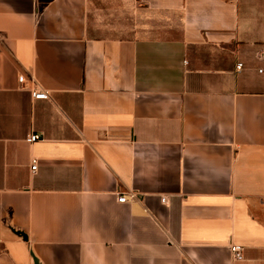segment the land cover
Returning a JSON list of instances; mask_svg holds the SVG:
<instances>
[{
    "label": "crops",
    "instance_id": "1",
    "mask_svg": "<svg viewBox=\"0 0 264 264\" xmlns=\"http://www.w3.org/2000/svg\"><path fill=\"white\" fill-rule=\"evenodd\" d=\"M0 264H264V0H0Z\"/></svg>",
    "mask_w": 264,
    "mask_h": 264
},
{
    "label": "built area",
    "instance_id": "2",
    "mask_svg": "<svg viewBox=\"0 0 264 264\" xmlns=\"http://www.w3.org/2000/svg\"><path fill=\"white\" fill-rule=\"evenodd\" d=\"M242 67V63L241 62H238L235 66L236 70H240ZM23 79L22 76H19L18 77V80L21 82ZM32 96L34 98H47L48 97V92L45 91V90H39V89H34L32 90ZM40 138V135L37 134V133H32L28 136L27 138V141L28 142H34L36 140H38ZM30 170L32 173H35V171L37 170V161L36 159H32L30 164ZM136 197V195L134 193H132L130 195V197H128L125 193H121V194H118V197H117V201L119 202H125V201H128L130 199H134ZM162 201L164 202L165 201V198H162ZM229 250L231 252V255H232V258L234 260H241L243 259V247L239 244H235V243H232L229 245Z\"/></svg>",
    "mask_w": 264,
    "mask_h": 264
},
{
    "label": "water",
    "instance_id": "3",
    "mask_svg": "<svg viewBox=\"0 0 264 264\" xmlns=\"http://www.w3.org/2000/svg\"><path fill=\"white\" fill-rule=\"evenodd\" d=\"M16 233L23 236L24 238L26 237L25 234H23L21 231H17Z\"/></svg>",
    "mask_w": 264,
    "mask_h": 264
}]
</instances>
